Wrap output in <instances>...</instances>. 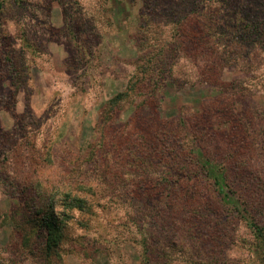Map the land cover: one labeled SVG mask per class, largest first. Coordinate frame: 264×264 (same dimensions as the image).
Returning a JSON list of instances; mask_svg holds the SVG:
<instances>
[{"label":"rangeland","instance_id":"rangeland-1","mask_svg":"<svg viewBox=\"0 0 264 264\" xmlns=\"http://www.w3.org/2000/svg\"><path fill=\"white\" fill-rule=\"evenodd\" d=\"M3 2L0 264H144L146 254L150 264H264V255L254 249L253 235L237 219L225 224L224 240L205 224L189 235L188 223L172 218L167 198L156 202L153 185L141 187L139 170L128 163V155L131 160L133 156L124 137L136 140L144 132L151 137L160 130L181 129L183 121H163L156 109L141 111L131 120L135 108L131 101L122 104L120 117L100 118L106 100L125 90L139 53L147 48L141 43V37L144 41L147 37L139 28L141 20L149 18L150 7L141 0ZM250 2L252 14L248 9L243 12L259 21L258 34L247 40L241 31L248 28L236 27L238 32L234 29L229 37L235 38V56L218 64L214 54L187 42L171 67L179 82L167 87L162 102L171 111L182 106L186 128L187 122L197 128L205 125L207 147L217 156L229 155L241 172L251 171L259 192L256 198L264 202V0ZM244 4H230L229 15H240ZM223 38L218 47L227 41ZM137 92L132 98L138 102L140 92L148 89L142 85ZM201 104L199 114L194 108ZM232 110L240 120L228 126L224 121ZM83 176L97 178L83 186L102 202L97 213L88 217L61 206L51 212L62 196L61 184ZM194 191V204L202 205L203 219L211 225L224 218L212 185L196 182ZM127 196L136 199L133 205ZM113 200L123 206L115 202V207ZM131 210L134 223L126 217ZM48 212L66 222L63 241L49 257L44 254L43 228ZM83 217L89 219L86 226ZM111 222L117 227H109ZM145 248L150 252L145 254Z\"/></svg>","mask_w":264,"mask_h":264},{"label":"trees","instance_id":"trees-1","mask_svg":"<svg viewBox=\"0 0 264 264\" xmlns=\"http://www.w3.org/2000/svg\"><path fill=\"white\" fill-rule=\"evenodd\" d=\"M125 1L129 2L130 0ZM141 1L143 6L151 9L149 18L141 20L139 28L140 32L145 33V37H147L145 41L141 37L143 47L147 45V48H142L143 50L139 53L137 59V62L138 60L139 62L125 90L117 92V94L106 100L101 109L100 118L112 121L120 117L119 111L122 104L131 101L132 104H135L131 120L136 118L141 111L156 109L158 114L162 116L163 121L164 119L169 120L172 118L183 121V124L179 123L182 126L181 129L160 130L153 133L154 136L151 137L144 132V134L139 136L140 140L138 138L130 140L128 137H124L123 141L128 144V147L131 145L130 151L133 156V160H131L128 155V163L135 167L136 170H139L140 182L142 181L141 187L143 185L147 188L149 183L150 185L152 184L154 189H156L152 193L156 202L167 198L165 201L171 210L174 221L178 222L179 220L178 223H188L186 234H195L193 229L199 231L198 228L205 224L209 228L212 227V232L216 238L224 240L228 235L225 230V224L227 225L230 221L236 223L233 221L237 219V222H240L253 235L255 251L264 255V202H260L261 200L256 198L259 192L253 183L252 176L254 175L251 174V171L245 172L241 169L244 173L241 172L239 170L240 167L236 169L238 166L230 162L229 155L217 156L212 149L207 147L208 129L205 125L197 128L193 122H187L188 127L186 128V118L180 112L181 105H176L175 102H172L171 104L177 107L176 111H171L162 102L167 87L177 85L179 82V77L175 78L172 76L171 67L176 62L175 59L181 48L184 47L186 49L184 45L187 42L194 43L193 46L197 47V49L202 47V51L209 55L214 54L216 64H218L219 61H230L235 56L232 46L235 38L229 37L234 29L235 33L238 32L236 27L248 28L247 31H241L242 37H246L247 40L258 34L259 21L249 16L246 17L243 12V9H248V13L251 12L252 14V2L250 0ZM235 1L246 2V4L240 6L242 8L241 13L244 16L241 13V16L237 14L231 17L229 15L228 8L231 9L232 5L230 4ZM3 5V0H0V9ZM231 18H234V20ZM223 37H227V41L218 47V40L220 38L224 39ZM231 37H234V35ZM142 85L148 89V92H140L143 96L137 102L132 97L138 93L137 91ZM214 87L212 86L211 90ZM202 104L195 107L194 111H199L200 114ZM232 111L233 113L229 114V118L224 121L228 126L234 119L240 120V114H237L235 110ZM184 129H186V132ZM183 132L186 134H183ZM229 154L233 155V153ZM245 164L246 162L240 165ZM152 168L154 169L153 171L150 170ZM151 172H155L157 175L153 177L150 175ZM86 177L83 176L67 185L61 184V189H64L60 192L62 196L51 206V212L57 206H61L64 210L72 211V213L77 211L88 217L95 215L98 211L97 207L102 202H99L100 199L95 195V191H87L83 186L91 179L97 178L89 177L87 180ZM203 180L212 185L216 196L219 198L223 207L219 213H222L221 215L223 213L226 214L224 218L222 216L220 217L221 219H216L220 226L216 222L210 225V220L202 217V214H204L202 205L194 204L196 198L194 185L196 182ZM247 185L250 187H247ZM89 186L93 187V183H90ZM55 188L59 189L60 187L57 188L55 186ZM247 189H251V193H248ZM127 197L132 201L133 205L136 199L132 196ZM100 198H102V194ZM113 202L121 203V201L118 202L116 200H113ZM116 203L115 207H118ZM48 211L50 210L48 209ZM132 213L133 210L127 212L126 217L134 223L136 222V218H134L136 216L135 214L132 215ZM72 215L63 213L62 216L70 218ZM46 216L45 221H43L45 231L44 254L49 257L57 252L63 241L66 222H64L62 217V221L54 215L51 217L52 215L49 212ZM222 219L225 220L223 221ZM88 220L87 217H83L82 223L86 226ZM107 223L109 222L107 221ZM114 223L111 222L109 227H114L118 224L114 225ZM178 228L180 227L178 226ZM204 228L207 227L204 226ZM175 231L179 233L178 230ZM143 239L145 238L143 237ZM148 251L149 249L145 248V254ZM144 262V264H150V258L147 254Z\"/></svg>","mask_w":264,"mask_h":264}]
</instances>
